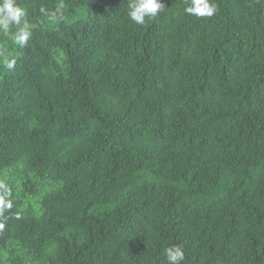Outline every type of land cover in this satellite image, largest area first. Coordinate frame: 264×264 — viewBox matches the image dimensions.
<instances>
[{
  "label": "trees",
  "instance_id": "16d2710c",
  "mask_svg": "<svg viewBox=\"0 0 264 264\" xmlns=\"http://www.w3.org/2000/svg\"><path fill=\"white\" fill-rule=\"evenodd\" d=\"M161 2L137 24L129 0H17L31 37L0 31V264H169L171 246L264 264V0Z\"/></svg>",
  "mask_w": 264,
  "mask_h": 264
},
{
  "label": "clouds",
  "instance_id": "9594fccd",
  "mask_svg": "<svg viewBox=\"0 0 264 264\" xmlns=\"http://www.w3.org/2000/svg\"><path fill=\"white\" fill-rule=\"evenodd\" d=\"M163 7L161 0H129L128 16L135 23L143 24L145 17L155 18ZM185 11L198 17H211L216 13L217 6L210 0H192L191 6L186 7ZM45 15L50 21L64 19L60 7H57L55 11L45 12ZM12 25L19 26L15 33L11 32ZM0 31L20 46L26 45L30 39L31 29L26 19V12L18 6L17 0H0ZM0 58L7 68L11 69L15 66V60L5 55L3 50H0ZM0 204H3V201H0ZM3 206L11 207L10 204ZM0 228H3V224H0ZM164 251L169 264H181L184 260V251L179 246H171Z\"/></svg>",
  "mask_w": 264,
  "mask_h": 264
}]
</instances>
